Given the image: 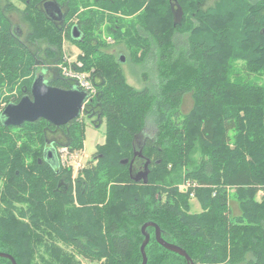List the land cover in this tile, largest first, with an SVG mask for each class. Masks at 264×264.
I'll return each instance as SVG.
<instances>
[{
    "label": "trees",
    "instance_id": "1",
    "mask_svg": "<svg viewBox=\"0 0 264 264\" xmlns=\"http://www.w3.org/2000/svg\"><path fill=\"white\" fill-rule=\"evenodd\" d=\"M4 1L0 251L17 264H76L57 247L60 242L103 264H142V226L153 221L195 264H264V0H220L209 8L201 0H54L63 11L60 21L44 11L49 0H21L28 42L15 34ZM105 22L113 44L103 36ZM177 33L188 34L185 46ZM64 41L81 50L80 70L92 75L99 92L63 126L66 145L71 152L83 147L85 114L97 113L106 124L97 163L75 184L71 171L45 160L52 124L6 125L2 115L8 104L31 95L39 56L29 42L46 43L45 56L55 60ZM115 43H124L135 63L146 61L156 46L154 89L129 83L124 56L110 51ZM50 84L75 85L59 73ZM187 94L193 106L184 112ZM149 120L156 133L143 137ZM140 150L142 157H134ZM133 159V175L150 160L148 183L131 177ZM186 179L196 185L183 192L179 185ZM192 195L201 212H191ZM146 231L147 264H190L158 243L155 228ZM0 264L13 263L0 257Z\"/></svg>",
    "mask_w": 264,
    "mask_h": 264
},
{
    "label": "rangeland",
    "instance_id": "2",
    "mask_svg": "<svg viewBox=\"0 0 264 264\" xmlns=\"http://www.w3.org/2000/svg\"><path fill=\"white\" fill-rule=\"evenodd\" d=\"M201 1H202L201 6L203 8H209L216 5L220 0H201ZM3 5H4L5 14L11 20L14 29L15 30L19 29L21 34H19V32L16 31L19 34V37L24 41L28 42L30 25L23 17L24 3L21 0H5ZM177 17L180 16H178L177 14ZM107 25L108 23L105 22L102 25L101 30L106 40L111 44H113L114 40L109 35L106 34L105 28ZM176 36L178 41L177 43L179 44V46L180 47L185 46L188 39V34L177 33ZM29 45L39 56L38 61L36 63L38 67L37 74L40 75L43 74L47 82L50 79L58 76V73L62 76L63 71L59 69L58 63H63L65 66H68L71 62H74L75 65H77L78 62H80L82 63L81 68L83 67V62L79 60V55L82 53L81 50L77 47V45L72 44L68 41H64L62 55L58 54L55 60L54 59L52 60L45 56L44 49L48 47L46 43L41 42V43L31 44L29 42ZM155 48L156 46H154L152 54H150V56L143 63H135L133 60H131V58L129 57V52H127L126 45L124 43L123 45L121 44L119 45L115 43L114 46L110 48V51L124 56V61H122V67L131 85L135 86L138 89H143L146 86L154 89L158 84V67H157L158 53L157 52L159 51L158 49ZM98 93H99L98 88L96 86L95 95H97ZM9 94L10 93H6V95ZM1 104L3 106L5 102L3 104L2 101ZM192 106H193V98L190 94H187L184 97L182 110L184 112H188L192 108ZM83 119H84L83 122H85L86 125L84 145L81 149L74 150L73 152H71L70 148H68L69 154L65 158H63L62 161V165H63L62 167L64 168V170H69L72 172V179L74 184L76 183V180L79 177L83 176L82 172L85 169L89 168L90 165H95L97 163V160L94 158L96 152L98 151V146L105 142L106 124L104 122V119H100L97 113H91L90 115L85 114ZM155 133H156V127L149 120L148 125L144 130L143 137L154 136ZM14 135H16V133H14ZM62 140L63 143L67 141L65 137H63ZM196 159L200 160L201 154H198L196 156ZM188 180L189 179H186L184 180V182L180 183L179 189L181 191L185 192L186 190H188L187 189L188 187L184 186L185 182ZM0 184L2 186V183ZM232 192L233 191H231L230 194ZM191 197H192L191 212L193 213L201 212L202 208L200 203L198 202V200L195 198L194 195H192ZM231 200L233 201L232 205L235 209V212L238 213L239 212L238 203L236 202L235 198L232 196H231ZM2 208L3 206H0V212L2 211ZM51 243H53V240H50L48 242V245H50ZM58 243L59 245L57 247L61 248L62 253L70 254L76 261V264H103L104 262V260L94 261L84 258L82 255L73 251L72 248L67 247L63 243L60 242ZM34 264H45V263H41L40 259H38L37 263Z\"/></svg>",
    "mask_w": 264,
    "mask_h": 264
},
{
    "label": "water",
    "instance_id": "3",
    "mask_svg": "<svg viewBox=\"0 0 264 264\" xmlns=\"http://www.w3.org/2000/svg\"><path fill=\"white\" fill-rule=\"evenodd\" d=\"M170 1L173 4L178 3V0ZM50 3H54L57 6L58 10L56 13L59 15L63 14L62 8L54 0H51ZM175 17H177L176 13ZM74 37H79L76 29L74 30ZM122 61H124V58ZM88 97V92L81 90L77 85H74L70 89L52 86L47 83L43 74H39L32 84L31 95L23 96L17 103L8 104L4 108L2 115L6 125L21 126L25 122H33L42 118L56 126H63L81 116ZM137 155L142 157V150L135 152L134 157H137ZM134 159L130 162L129 167L131 177L135 181L148 183L150 160L147 159L144 169L137 172L136 175H133ZM122 162L127 164L129 161L124 160ZM148 227L155 228L156 240L164 248L185 257L190 264H195L185 249L177 244L166 241L162 237L160 226L153 221L146 222L142 226V232L145 236V240L141 246L143 256L142 264H147L148 262L145 250L150 241V234L146 231ZM0 257L9 258L13 264H17L15 258L9 253L0 251Z\"/></svg>",
    "mask_w": 264,
    "mask_h": 264
},
{
    "label": "flooded vegetation",
    "instance_id": "4",
    "mask_svg": "<svg viewBox=\"0 0 264 264\" xmlns=\"http://www.w3.org/2000/svg\"><path fill=\"white\" fill-rule=\"evenodd\" d=\"M50 2H51V0L47 1L43 4L44 11H46L47 14L49 16H51L53 19L60 21L59 14L56 13L58 10L57 6L54 3H50ZM14 31H18L19 34H21L19 29H16V30L14 29ZM16 33L17 32H15V34ZM19 34L17 33L18 36H19ZM38 75L39 74H37V76ZM50 81H51V79L47 82L49 85H51ZM50 124H52V123H50ZM52 125L55 127V129L50 127L46 130L47 139H46V147H45L44 157H45V160L51 162L52 164H58V165L63 166L62 165V156H63L62 150L65 147L69 148L68 145H66L67 141L65 143H63V140H62L63 137H65V139H67L66 137H68L66 135L65 131L63 130V126H66V125H63V126H56L54 124H52Z\"/></svg>",
    "mask_w": 264,
    "mask_h": 264
},
{
    "label": "built area",
    "instance_id": "5",
    "mask_svg": "<svg viewBox=\"0 0 264 264\" xmlns=\"http://www.w3.org/2000/svg\"><path fill=\"white\" fill-rule=\"evenodd\" d=\"M81 66L82 63L80 62H78L77 65H75L74 62H71L68 66H65L63 63H58L59 69L63 71L62 77L72 81L81 90L88 92L89 97L85 102L86 104L89 101V99L95 95L96 85L94 84V78L90 75V73L80 70ZM62 152H63V156H62V161H63V158H65L69 154V150L68 148L65 147L63 148ZM195 185L196 182L191 180L186 181L184 184V186L188 188Z\"/></svg>",
    "mask_w": 264,
    "mask_h": 264
}]
</instances>
